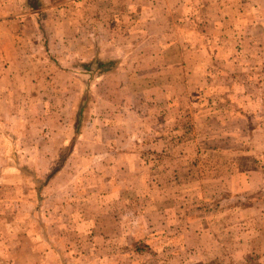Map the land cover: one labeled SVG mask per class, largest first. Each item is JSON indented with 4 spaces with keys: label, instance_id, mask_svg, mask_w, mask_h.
Wrapping results in <instances>:
<instances>
[{
    "label": "rangeland",
    "instance_id": "obj_1",
    "mask_svg": "<svg viewBox=\"0 0 264 264\" xmlns=\"http://www.w3.org/2000/svg\"><path fill=\"white\" fill-rule=\"evenodd\" d=\"M0 264H264V0H0Z\"/></svg>",
    "mask_w": 264,
    "mask_h": 264
}]
</instances>
